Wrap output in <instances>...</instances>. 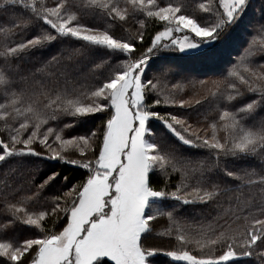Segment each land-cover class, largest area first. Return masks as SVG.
Instances as JSON below:
<instances>
[{
	"label": "snow or ice",
	"instance_id": "6c2138e0",
	"mask_svg": "<svg viewBox=\"0 0 264 264\" xmlns=\"http://www.w3.org/2000/svg\"><path fill=\"white\" fill-rule=\"evenodd\" d=\"M261 3L0 0V264H264Z\"/></svg>",
	"mask_w": 264,
	"mask_h": 264
},
{
	"label": "trees",
	"instance_id": "16d2710c",
	"mask_svg": "<svg viewBox=\"0 0 264 264\" xmlns=\"http://www.w3.org/2000/svg\"><path fill=\"white\" fill-rule=\"evenodd\" d=\"M262 6L261 0H252V11L250 12V16L253 18L254 21L259 20V9ZM157 30H159L157 28ZM150 34L154 35V32H150ZM259 39V36L256 37ZM145 47H147V43L145 44ZM235 55V53H233ZM170 62L180 70L181 73H195L203 71L202 68H200L199 65L194 64L192 61L188 60L187 58H183L179 56V54L170 57ZM151 75V73H149ZM173 82H176L175 80ZM170 87V85H169ZM106 119V117L102 114L98 115L94 121H89V124L83 127L77 128L75 131H73L72 135L77 134H83L85 131L94 128L95 125L99 124L102 120ZM153 127L155 130L159 129L160 126L157 122H153ZM65 175L72 178V182L75 183L79 180H81L86 173L82 169H75L72 167H68L65 170ZM48 227L51 226V220L46 225ZM167 227V224L165 221H161L159 225H157L155 231H163ZM21 235H28L27 232L24 230H20ZM146 243L152 246H156L158 248L164 249V250H170V242L167 238L164 239H156L153 236H149L146 240ZM168 257L159 255L153 258V264H169ZM240 264H258V261L255 258H242L240 261Z\"/></svg>",
	"mask_w": 264,
	"mask_h": 264
},
{
	"label": "rangeland",
	"instance_id": "374dc122",
	"mask_svg": "<svg viewBox=\"0 0 264 264\" xmlns=\"http://www.w3.org/2000/svg\"><path fill=\"white\" fill-rule=\"evenodd\" d=\"M158 123V122H157ZM87 124H89V121L86 123V124H84L82 127L84 128V126H86ZM159 125V124H158ZM160 126V125H159ZM157 131V133H159L160 131H161V128H159V129H157L156 130ZM169 261H170V258H167Z\"/></svg>",
	"mask_w": 264,
	"mask_h": 264
}]
</instances>
